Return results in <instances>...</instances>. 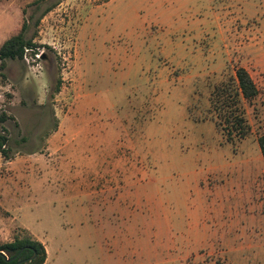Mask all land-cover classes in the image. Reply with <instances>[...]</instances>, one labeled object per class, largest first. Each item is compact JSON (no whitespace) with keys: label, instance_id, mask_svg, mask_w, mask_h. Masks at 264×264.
<instances>
[{"label":"rangeland","instance_id":"374dc122","mask_svg":"<svg viewBox=\"0 0 264 264\" xmlns=\"http://www.w3.org/2000/svg\"><path fill=\"white\" fill-rule=\"evenodd\" d=\"M24 23L35 47L0 70V245L264 264V0H0V47ZM238 66L260 93L228 138L209 98Z\"/></svg>","mask_w":264,"mask_h":264},{"label":"trees","instance_id":"16d2710c","mask_svg":"<svg viewBox=\"0 0 264 264\" xmlns=\"http://www.w3.org/2000/svg\"><path fill=\"white\" fill-rule=\"evenodd\" d=\"M27 26V23H24L20 32L6 40L0 47V70L5 69L7 60H22L25 52L35 47L32 41L25 37ZM59 84L56 92H59ZM259 93L249 72L243 67H236L225 80L213 88L209 98L212 108L209 120L228 138L245 137L249 134V125L244 105L250 104ZM6 120V115L2 114L0 123ZM9 143L10 139L5 133H0V155L4 160L9 158ZM258 146L264 162V134L258 138ZM45 260L46 251L42 243L28 235L16 237L12 242L0 245V264H45Z\"/></svg>","mask_w":264,"mask_h":264},{"label":"water","instance_id":"95a60500","mask_svg":"<svg viewBox=\"0 0 264 264\" xmlns=\"http://www.w3.org/2000/svg\"><path fill=\"white\" fill-rule=\"evenodd\" d=\"M35 255L32 257L34 259Z\"/></svg>","mask_w":264,"mask_h":264},{"label":"built area","instance_id":"2783aa9c","mask_svg":"<svg viewBox=\"0 0 264 264\" xmlns=\"http://www.w3.org/2000/svg\"><path fill=\"white\" fill-rule=\"evenodd\" d=\"M36 57L38 56V55H35Z\"/></svg>","mask_w":264,"mask_h":264},{"label":"crops","instance_id":"0c3cea01","mask_svg":"<svg viewBox=\"0 0 264 264\" xmlns=\"http://www.w3.org/2000/svg\"><path fill=\"white\" fill-rule=\"evenodd\" d=\"M1 194V193H0ZM34 237H35V235H34Z\"/></svg>","mask_w":264,"mask_h":264}]
</instances>
